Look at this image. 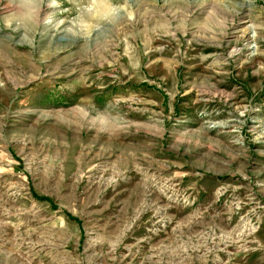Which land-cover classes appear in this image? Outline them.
Segmentation results:
<instances>
[{"label":"rangeland","instance_id":"obj_1","mask_svg":"<svg viewBox=\"0 0 264 264\" xmlns=\"http://www.w3.org/2000/svg\"><path fill=\"white\" fill-rule=\"evenodd\" d=\"M0 264H264V0H0Z\"/></svg>","mask_w":264,"mask_h":264}]
</instances>
